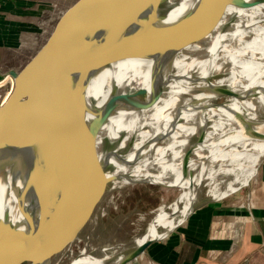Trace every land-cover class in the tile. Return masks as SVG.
Wrapping results in <instances>:
<instances>
[{"label": "water", "instance_id": "water-1", "mask_svg": "<svg viewBox=\"0 0 264 264\" xmlns=\"http://www.w3.org/2000/svg\"><path fill=\"white\" fill-rule=\"evenodd\" d=\"M162 2L74 0L46 26L33 45L36 49L19 70L0 73V81L7 76L13 80L9 96L0 103V166L13 170L23 226L18 235L0 221V264L29 258L34 264H60L72 255V247L95 220L103 197L125 186H115L121 180L111 172L134 139L130 137L128 144L120 147V131L116 137L100 133L114 114L132 102L134 93L120 92L110 81L102 103L91 104L94 101L92 96L88 99V91L99 60L113 59V64L152 57L164 59L169 66L181 50L207 37L227 8L245 10L264 4V0H197L176 19L160 22L135 40L121 42L115 35L117 29L125 28L133 12L153 9ZM163 75V71H149L151 77ZM161 92H152L148 102L138 107H151ZM228 97L230 94L216 98L212 108L224 106ZM220 98L224 100L217 102ZM137 99L146 97L141 93ZM261 129L257 137L264 140ZM210 201L215 200L192 204L185 219ZM185 219L162 239L123 254L119 264L143 254Z\"/></svg>", "mask_w": 264, "mask_h": 264}, {"label": "bare ground", "instance_id": "bare-ground-1", "mask_svg": "<svg viewBox=\"0 0 264 264\" xmlns=\"http://www.w3.org/2000/svg\"><path fill=\"white\" fill-rule=\"evenodd\" d=\"M196 1L163 0L153 9H139L115 35L121 42L135 40L160 22L176 19ZM112 61H98L88 91V99L92 96L94 101L91 104L102 103L110 81L120 92L139 94L100 133L116 137L120 131V147L130 137L134 139L111 172L121 180L115 186L158 183L179 191L172 203L151 214L148 229L136 239L138 247L162 239L184 220L201 184L210 187L213 200L222 199L247 185L263 160L264 140L257 135L264 128V4L245 10L227 8L213 31L181 50L169 66L164 59L152 57ZM150 69L163 71L164 77L149 76ZM4 83L11 91L12 78L7 76L0 86ZM158 90L161 95L152 100L151 107H138ZM139 91L145 100L137 99ZM225 94H230L226 104L213 109L216 98ZM161 136L159 142H153ZM12 179L13 170L0 166V221L20 235L23 226ZM122 257L125 255L110 261L83 252L71 264H119ZM13 264L34 262L29 258Z\"/></svg>", "mask_w": 264, "mask_h": 264}, {"label": "rangeland", "instance_id": "rangeland-1", "mask_svg": "<svg viewBox=\"0 0 264 264\" xmlns=\"http://www.w3.org/2000/svg\"><path fill=\"white\" fill-rule=\"evenodd\" d=\"M14 1L19 9L8 4L0 11V73L19 70L36 49L33 45L40 40L46 26L74 0ZM9 87L7 83L0 86V102L10 91ZM219 100L217 102L223 101L224 98ZM252 179L229 196L245 189ZM199 188L194 205L212 199L209 186L201 184ZM177 190L175 187L166 188L152 184L125 185L110 190L98 206L96 222L93 221L77 244L72 247V255L63 258L60 264H68L83 252L86 256L95 259L107 258L110 261L130 252L136 248V239L148 229L152 215L160 207L172 203L179 194ZM152 263L145 250L143 254L125 264Z\"/></svg>", "mask_w": 264, "mask_h": 264}, {"label": "crops", "instance_id": "crops-1", "mask_svg": "<svg viewBox=\"0 0 264 264\" xmlns=\"http://www.w3.org/2000/svg\"><path fill=\"white\" fill-rule=\"evenodd\" d=\"M8 4L19 9L0 0V11ZM252 178L236 194L197 207L147 257L154 264H264V158Z\"/></svg>", "mask_w": 264, "mask_h": 264}, {"label": "built area", "instance_id": "built-area-1", "mask_svg": "<svg viewBox=\"0 0 264 264\" xmlns=\"http://www.w3.org/2000/svg\"><path fill=\"white\" fill-rule=\"evenodd\" d=\"M0 103H2V102H0ZM153 264V263H152Z\"/></svg>", "mask_w": 264, "mask_h": 264}]
</instances>
